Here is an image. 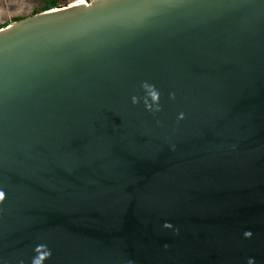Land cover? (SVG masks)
Here are the masks:
<instances>
[{
    "label": "water",
    "instance_id": "obj_1",
    "mask_svg": "<svg viewBox=\"0 0 264 264\" xmlns=\"http://www.w3.org/2000/svg\"><path fill=\"white\" fill-rule=\"evenodd\" d=\"M0 191V264H264V0L1 27Z\"/></svg>",
    "mask_w": 264,
    "mask_h": 264
},
{
    "label": "rangeland",
    "instance_id": "obj_2",
    "mask_svg": "<svg viewBox=\"0 0 264 264\" xmlns=\"http://www.w3.org/2000/svg\"><path fill=\"white\" fill-rule=\"evenodd\" d=\"M77 0H62L61 5ZM42 0H0V25L10 24L14 19L27 17L42 6Z\"/></svg>",
    "mask_w": 264,
    "mask_h": 264
},
{
    "label": "clouds",
    "instance_id": "obj_3",
    "mask_svg": "<svg viewBox=\"0 0 264 264\" xmlns=\"http://www.w3.org/2000/svg\"><path fill=\"white\" fill-rule=\"evenodd\" d=\"M144 91H145V97H144V103L147 107L148 110L150 111H159L160 107H159V97H160V93L159 91L155 88L154 85H151L147 82H144L142 85ZM173 98H174V93L172 94ZM149 98L151 100V102H149ZM133 103H138L139 102V98L138 97H133L132 98ZM180 119H183V113L180 114ZM5 199V193L3 191H0V202H2ZM246 236H249L250 233L249 232H245ZM41 249H46V245H38L35 249L37 255L35 257H33L31 264H43L44 259H47L50 257L51 255V251L50 250H46L43 254L41 253ZM21 264H23V262L21 261Z\"/></svg>",
    "mask_w": 264,
    "mask_h": 264
},
{
    "label": "trees",
    "instance_id": "obj_4",
    "mask_svg": "<svg viewBox=\"0 0 264 264\" xmlns=\"http://www.w3.org/2000/svg\"><path fill=\"white\" fill-rule=\"evenodd\" d=\"M42 2H43L42 6L38 8L37 10H35L33 14L59 6L61 5L62 0H42ZM22 18L24 17L16 18L14 19V21L22 19ZM6 25L8 24L0 25V28Z\"/></svg>",
    "mask_w": 264,
    "mask_h": 264
},
{
    "label": "bare ground",
    "instance_id": "obj_5",
    "mask_svg": "<svg viewBox=\"0 0 264 264\" xmlns=\"http://www.w3.org/2000/svg\"><path fill=\"white\" fill-rule=\"evenodd\" d=\"M79 1H81V0H77L76 2H79Z\"/></svg>",
    "mask_w": 264,
    "mask_h": 264
}]
</instances>
